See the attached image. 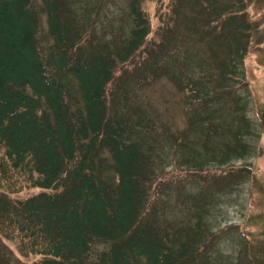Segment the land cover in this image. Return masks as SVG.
<instances>
[{
	"label": "trees",
	"instance_id": "obj_1",
	"mask_svg": "<svg viewBox=\"0 0 264 264\" xmlns=\"http://www.w3.org/2000/svg\"><path fill=\"white\" fill-rule=\"evenodd\" d=\"M142 4H130L129 40L102 50L90 41L94 34L86 33L78 0H42L52 42L43 50L41 14L34 0H0V261L10 264L2 245L19 262L40 256L35 264H202L201 255L196 263L202 233H188L183 241L161 210L177 174L164 171L148 144L151 120L133 106H122L118 98L116 76L151 34ZM185 21L183 15L182 31L165 29L172 45L180 42L189 48L195 25ZM240 51L234 49L233 61H241ZM233 61L220 68L218 80L199 70L200 89L213 94L214 102L224 92H214L210 85L231 86L237 68ZM191 87L181 91H193ZM184 95L182 111L201 115V139L207 142L214 110L206 100L193 96L188 103ZM248 105L240 107L234 98L225 110L219 109L228 124L216 129L233 138L227 151L245 152L244 138L251 132L244 116ZM259 120L264 127V115ZM200 162L191 174L211 163ZM28 189L40 192L13 200ZM5 242L16 243L18 257ZM97 243L104 248L93 260Z\"/></svg>",
	"mask_w": 264,
	"mask_h": 264
},
{
	"label": "rangeland",
	"instance_id": "obj_2",
	"mask_svg": "<svg viewBox=\"0 0 264 264\" xmlns=\"http://www.w3.org/2000/svg\"><path fill=\"white\" fill-rule=\"evenodd\" d=\"M210 1L143 0L151 34L136 57L116 76L118 98L122 106H133L151 120L148 144L156 151L165 172L176 171L177 184L166 192L167 205H161V210L181 231L183 241L188 233L193 237L202 233L196 263L201 255L198 261L202 264H257V260L264 264V127L259 120L264 115V0ZM131 2L78 0L86 33L94 34L90 39L94 47L115 48L129 40ZM34 3L41 14L39 39L45 50L52 44L46 35V15L42 0ZM183 15L186 26L195 25L189 48L180 42L172 45L174 39H166L165 29L174 33L183 30ZM168 43L172 46H165ZM237 47L241 48L242 62L233 61ZM232 61L237 68L234 80L229 81L231 86L210 85L212 91L220 88L224 92L223 98L214 102L213 94L200 89L199 72L211 73L218 80L222 76L220 68L230 66ZM190 84L193 91H181ZM181 94L188 103L194 96L213 108L214 127L210 133L207 131V142L201 139V115L197 113L195 117V111H182ZM234 98L240 107L249 102L247 114L243 115L251 122V132L244 138L245 152L241 149L238 153L227 151L232 146L231 135L216 129L218 124H228L226 118L221 120L219 109L225 110ZM233 106L234 102L229 109ZM201 158L210 160V165L191 174V167ZM39 192L28 189L12 198L24 201ZM5 243L16 255V243ZM1 247L10 255V264H35L41 259L31 255L20 258L21 263ZM103 248L95 244L91 259L95 260ZM0 264L6 262L2 260Z\"/></svg>",
	"mask_w": 264,
	"mask_h": 264
}]
</instances>
